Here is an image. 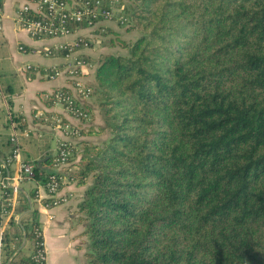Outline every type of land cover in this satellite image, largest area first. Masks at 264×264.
<instances>
[{
  "label": "trees",
  "instance_id": "16d2710c",
  "mask_svg": "<svg viewBox=\"0 0 264 264\" xmlns=\"http://www.w3.org/2000/svg\"><path fill=\"white\" fill-rule=\"evenodd\" d=\"M131 4L138 36L88 85L108 134L79 151L88 264H264V0ZM52 159L33 165L43 187ZM36 215L2 236L0 264H35Z\"/></svg>",
  "mask_w": 264,
  "mask_h": 264
},
{
  "label": "crops",
  "instance_id": "0c3cea01",
  "mask_svg": "<svg viewBox=\"0 0 264 264\" xmlns=\"http://www.w3.org/2000/svg\"><path fill=\"white\" fill-rule=\"evenodd\" d=\"M22 2L23 0H0V162L9 153L8 141L13 132L19 136L21 160L25 163L34 165L45 162L47 158L52 159L61 140H69L74 151L69 165L60 173L63 180L57 193V198L61 201L58 206L50 207L46 190L36 180L28 179L18 186V215L9 225L0 226V246L2 236L14 233L15 226L21 227L29 220L27 216L36 211L46 254L44 264H88L87 222L79 205L91 186L92 178L81 182L79 180V151L82 143L97 145L96 135L102 132L104 123L92 97L78 99L79 105L90 112L92 117L87 125L70 117L60 105H52L49 96L59 89H70L71 81L65 75L50 79L49 74L55 68H63L70 59L80 57L91 66L84 71L80 80L86 85H92L98 58L108 55L111 49L103 46L104 37L98 35V31L91 34L84 30L75 37L65 39H33L17 21V12ZM106 27L110 29L107 34L121 33L120 27L113 23ZM79 37L89 40L91 44L88 48L78 49L70 54L69 60L64 57L65 52L56 51L60 44L73 42ZM47 50L53 54L46 56ZM120 55H127V51L121 50ZM54 114L79 127L80 131L86 133L87 128H91L93 132L77 139L67 138L60 129L47 121ZM32 193L35 197L30 199ZM24 200L28 201L29 208L26 211H22ZM23 235L24 233L16 254L21 252L29 256L32 245L26 239L24 246L20 248Z\"/></svg>",
  "mask_w": 264,
  "mask_h": 264
},
{
  "label": "built area",
  "instance_id": "2783aa9c",
  "mask_svg": "<svg viewBox=\"0 0 264 264\" xmlns=\"http://www.w3.org/2000/svg\"><path fill=\"white\" fill-rule=\"evenodd\" d=\"M132 0H23L17 12V21L22 29L26 30L33 39H65L75 37L82 31L91 34L106 35V25L113 23L118 27H127L129 18L127 10ZM0 10V18H1ZM91 42L84 38H76L73 42L62 43L56 47L57 52H65V58L78 49L88 48ZM20 50H23L20 47ZM46 56L53 53L49 50ZM91 66L80 57L70 59L63 68H55L49 78L54 79L65 75L71 81L68 91H57L52 98V105H60L67 114L82 123H89L90 113L79 105L78 99L88 98L92 94L91 88L82 83L81 75ZM0 90V95H1ZM54 127L62 131L64 136L77 139L81 136L79 127L73 126L68 121L52 116L47 119ZM9 153L0 162V226L10 224L18 215L16 213L18 201L17 188L26 179L33 177V165L21 160V143L17 133L9 137ZM72 144L69 140L58 142L56 153L51 163L49 175L44 189L50 199V207L58 206L61 201L57 193L62 185L60 173L69 165L72 158ZM41 235V231H38ZM35 264H44L46 254L42 241L38 244L36 253L32 257Z\"/></svg>",
  "mask_w": 264,
  "mask_h": 264
},
{
  "label": "rangeland",
  "instance_id": "374dc122",
  "mask_svg": "<svg viewBox=\"0 0 264 264\" xmlns=\"http://www.w3.org/2000/svg\"><path fill=\"white\" fill-rule=\"evenodd\" d=\"M132 2H133V0H132ZM131 6H132V4H131ZM120 31H121V33H117V34H115V33H108V34H106L107 36L106 35H102L104 37V42H103L104 44L102 43L103 46L111 49L107 53L108 55H110V54L120 55L121 54V50L122 49L117 44V39H122V40H124L126 42H131V41H133L138 36V33H136V32H128V30L126 29V27H120ZM123 51H125V50H123ZM104 56H106V55H102L98 59L100 60ZM93 102H94V105L96 106V108L98 109L97 110L98 111V115L101 117L102 122L104 123L103 117H102V115L100 113V109L97 106V102H96V98L95 97L93 98ZM96 137H98V142H96V143L97 144H100L101 142H103V141H105V140L108 139V134H107L106 130L105 131L103 130L101 133H98V136L96 135ZM17 243H19V242L17 241ZM2 247H3V245L0 246V249H2Z\"/></svg>",
  "mask_w": 264,
  "mask_h": 264
},
{
  "label": "water",
  "instance_id": "95a60500",
  "mask_svg": "<svg viewBox=\"0 0 264 264\" xmlns=\"http://www.w3.org/2000/svg\"><path fill=\"white\" fill-rule=\"evenodd\" d=\"M24 243H25V234L23 235V243H22V245H21V247L20 248H22L23 246H24ZM10 263V261L8 262V264Z\"/></svg>",
  "mask_w": 264,
  "mask_h": 264
}]
</instances>
